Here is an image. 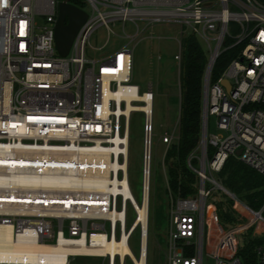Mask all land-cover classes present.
Instances as JSON below:
<instances>
[{"label": "built area", "instance_id": "obj_1", "mask_svg": "<svg viewBox=\"0 0 264 264\" xmlns=\"http://www.w3.org/2000/svg\"><path fill=\"white\" fill-rule=\"evenodd\" d=\"M76 1L78 4L72 0H0V205L15 209L0 212V224L11 225L15 236L21 234L45 242H57L60 237L84 238L91 248L102 247L99 241L103 239L120 241L123 235L129 245L138 229V256L126 253L121 260L119 253L112 258L109 254L84 252L69 256L65 264H71L74 257L102 258L106 264H141L144 259L143 264H147L152 124H148L147 111L134 106L147 104L146 99H137L136 95L148 97L153 104L152 87L149 84L147 90L140 92L139 86L131 82L129 41L114 52L94 58L87 57V47L99 26H104L109 36L116 34L111 25L119 22L125 36L135 41L154 24L174 25L180 30L179 51L173 56L177 66L181 38L187 33H194L206 44L213 60L205 93L208 63L203 77L201 131L204 121L205 138L200 137L187 157L188 167L196 176L195 191L188 196L172 194L167 180V264H243L238 254L240 242L247 233L264 237V215L262 209H252L224 187L217 174L233 155L264 175V108L257 107L264 104V5L256 0ZM60 3H70L83 11V5L90 8L65 56L58 53L54 39ZM36 15L45 18L44 25L35 22ZM128 21L134 24V33L126 32ZM138 22L145 24L142 29ZM232 23L236 32L230 27ZM226 36L233 43L224 47ZM241 42L245 45L238 55L211 81L219 54ZM224 79L229 81V90L222 85ZM133 111L144 116L140 202L119 191L99 190L87 199L82 183L77 186L83 195L67 197L64 187L73 186L69 182L78 176L77 168L92 165L79 157L82 149L94 147L99 138L125 137L127 132L129 137ZM212 116L222 133H209ZM161 140L162 165L168 176L166 154L178 137L168 134ZM208 148L212 149L210 156ZM238 149L240 155H236ZM192 160H196L195 165ZM109 174L113 179L115 174ZM123 175L120 169L118 177L122 179ZM147 175L144 224L140 210H144ZM98 179L96 187L101 188L106 182ZM219 198L230 201L232 224L219 221L215 204ZM67 201L106 206L111 216L39 215L32 208H24L26 212L16 208L38 203L66 205ZM129 207L135 217L127 227ZM254 251L257 264H264V242L258 243Z\"/></svg>", "mask_w": 264, "mask_h": 264}, {"label": "rangeland", "instance_id": "obj_2", "mask_svg": "<svg viewBox=\"0 0 264 264\" xmlns=\"http://www.w3.org/2000/svg\"><path fill=\"white\" fill-rule=\"evenodd\" d=\"M89 12L90 8L85 7ZM35 22L42 26L45 18L36 15ZM68 22V18L66 17ZM139 27H144L143 22H138ZM117 34L108 36L107 29L99 26L89 39L87 57H99L108 52H114L121 45L128 43L132 50V79L131 82L140 88V92L148 89L151 84L153 91L152 104V146L149 181V221L147 236V264H167L168 230V176H166L162 161L164 144L162 137L172 134L178 137L179 116V66L173 58L179 51L180 30L174 25L154 24L142 36L130 41L122 30L121 23L111 25ZM127 33H134L135 26L131 22L125 23ZM207 50L206 44L200 40ZM106 43V45H105ZM214 42L211 45L214 46ZM105 45V46H104ZM104 46V47H103ZM103 49H100L102 48ZM143 121L144 116L140 111H133L129 117V152H128V177L131 193L139 203L142 193V155H143ZM209 133H222L216 128L215 118L209 119ZM134 212L128 209L126 225L129 227L134 220ZM48 242L54 243V239ZM243 241L240 242V246ZM131 252L138 256L139 231L135 230L129 240ZM71 264H106V260L97 257H74ZM125 264H131L127 261Z\"/></svg>", "mask_w": 264, "mask_h": 264}, {"label": "trees", "instance_id": "obj_3", "mask_svg": "<svg viewBox=\"0 0 264 264\" xmlns=\"http://www.w3.org/2000/svg\"><path fill=\"white\" fill-rule=\"evenodd\" d=\"M256 1L264 5V0ZM72 2L78 4L76 0ZM230 27L233 32H236L237 27L234 23ZM231 43L233 39L226 36L224 47ZM244 45V42L238 43L219 54L213 64L211 81L222 73ZM208 59V51L194 33L182 36L181 58L178 67L180 86L178 140L169 148L165 158L169 189L172 194L179 196H188L195 191L196 176L188 167L187 157L195 150L201 137L203 77ZM257 107L264 108V104H259ZM211 153L212 149L208 148V156ZM195 164L196 160H192V165ZM217 176L223 186L234 193L237 198L254 210L262 209L264 215L263 174L231 155ZM215 204L219 221L223 225L232 224L234 217L230 209V201L219 198ZM260 242H264V237H251L250 233L244 235L243 245L240 246L238 252L243 264H257L254 248Z\"/></svg>", "mask_w": 264, "mask_h": 264}, {"label": "bare ground", "instance_id": "obj_4", "mask_svg": "<svg viewBox=\"0 0 264 264\" xmlns=\"http://www.w3.org/2000/svg\"><path fill=\"white\" fill-rule=\"evenodd\" d=\"M136 98L147 100L146 105H135L134 108L138 110H146L148 113V124H152L151 100L148 97H142L141 95H136ZM102 141L108 143L102 144ZM128 152V132L125 137L99 138L96 140L94 147L82 149V152L79 153V157L92 165L83 166L81 169L77 168L78 172L76 174L78 176L76 177V175H74L69 182L73 186L64 187L67 197H74L76 194L81 196L84 194L85 198L90 199L93 198L92 194H95V192L99 190L106 193H116L119 191L122 192L124 196L131 195L133 197L130 190V185L128 183ZM120 156H123V161H120ZM120 169H122L124 174L122 179L118 177V171ZM71 171L72 170H70V172ZM109 172H113V174H115L113 179L110 177ZM100 177L103 178L106 183H104L101 188H98L96 187V184L97 181H99L98 178ZM78 183H82L84 185L83 194H81L79 190L81 187L77 186ZM106 184L111 186L107 187ZM120 185H122V187H119ZM147 196L148 175L145 177L144 210H140L141 214H143L141 219L143 220L144 224H147ZM16 208H19V212H26L24 208L27 210L32 208V211L39 215H83L88 217L111 216V214L106 211V206L85 202L75 203L73 201H67L66 205L49 203L47 206H43V204L39 203L26 206L22 204L21 206H16ZM7 209L15 210L10 205H0V212ZM95 240L98 241L99 239L96 238ZM99 242L102 244V247L98 248H91L86 245L84 243V238L77 240L67 237H60L57 242L50 243L41 241L39 238H28L21 234L15 236L12 233L11 225L0 224V262H6L10 264H65L68 261L69 256L84 252L109 254L112 258H114L116 253H119L121 260L124 259V255L126 253H130L133 256L125 235L122 236L120 241H106L103 239ZM144 242H146V236L144 237ZM143 262L144 259H142L141 264H143Z\"/></svg>", "mask_w": 264, "mask_h": 264}, {"label": "water", "instance_id": "obj_5", "mask_svg": "<svg viewBox=\"0 0 264 264\" xmlns=\"http://www.w3.org/2000/svg\"><path fill=\"white\" fill-rule=\"evenodd\" d=\"M58 10H59V14H58V19L56 22L55 34H54L55 46H56L58 53L61 56H65L69 51V48L71 46V43L73 41V38L78 28L85 21L87 14L85 11L75 7L74 5L70 3H60ZM66 17L68 18L67 23H65ZM212 60L213 59L210 57L208 61V67H207V72H206L205 82H204V93L206 92L207 77L209 74V67L212 63ZM222 85L227 90L230 89V84L228 80L224 79L222 81ZM204 116H205V113L203 109V118ZM201 137H202V140H204L205 138L204 121H203V128L201 131ZM240 153H241V150L238 149L236 151V155H240Z\"/></svg>", "mask_w": 264, "mask_h": 264}]
</instances>
